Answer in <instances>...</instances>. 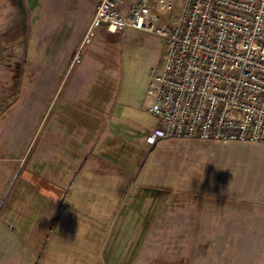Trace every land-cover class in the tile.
<instances>
[{"label": "rangeland", "instance_id": "obj_1", "mask_svg": "<svg viewBox=\"0 0 264 264\" xmlns=\"http://www.w3.org/2000/svg\"><path fill=\"white\" fill-rule=\"evenodd\" d=\"M29 1L21 0L22 6H20V12H17L16 9L18 8H15L14 4L18 0H0V51L4 52L0 54V156H8L6 159L17 160V162L21 161L23 167L18 165L17 168L18 170L24 168L18 176L13 171L14 165H6V162H0V217H2L3 212L9 210L15 199L26 193L22 188L29 181L26 171L30 170L29 160L32 161L35 157V147L33 146L37 136L31 132L34 131V123L41 115L40 112L34 113L35 109L33 112L27 110L28 101L30 97H35L32 94L33 85L36 88H42V92L38 90L40 92L37 93L38 95L45 94V86L38 84H43L44 82L41 79L50 78L54 73L51 70L41 69L44 66L41 62L45 58L46 60L51 59L53 53L50 44H47L46 47L43 46L41 49L43 39L42 41L36 40V49L29 56L28 54L26 56L24 53H18V50L23 48H15L14 41L17 39L15 37L18 36V31L14 29L13 20H20L21 29L27 28V3ZM44 1L37 0L38 5L34 9L37 17H44ZM184 1L174 0V17L178 16ZM38 19H41L39 25L45 24L43 18ZM100 37L102 56L109 59L116 58V68L113 71L114 73L112 72L114 74H112L114 84L110 96V101L113 104L109 103L111 104L110 108V105L107 107L104 103H100L101 111L107 110L105 116L110 118L112 114L122 117L121 126L123 129H129L130 133H127L126 140H131V143L124 146L125 152L120 153V155L123 154L127 158L129 167H133V170H131L136 188L131 195L123 200H121V193L120 196H107L108 192L104 191L99 197L93 195L99 194L98 192L87 194V189L90 186L95 183L99 185L105 178L104 172L87 167L83 171V167L76 163L65 165L63 169L66 176L58 183L55 181L57 185L63 188V191H57L56 198L57 202L59 201V212H63L66 207H70V209H65L64 222L58 225L62 232L49 227L48 237H46L49 240L47 245L44 244L42 250L44 255H54L55 252L61 254V252H57V248H59L65 253L63 256L73 255V260H80L84 257L85 264H95L93 260H98L99 250L97 243L105 242L99 255L102 264H110L113 257L109 255L114 254V251L119 252L116 257L118 259L116 264H124L120 259L125 258V256L127 261L124 260V262L137 264L135 261L137 247H132L130 252L124 253V246L113 245V243L114 240L118 241V235L122 232L121 228L126 225L127 229H130L131 225L125 223V218L135 220L141 214L136 213V209L145 210L144 205H141L145 202L143 187L150 185L151 187L155 186V188L160 187L161 191L164 190L166 209L177 208L178 206L188 208L191 202L197 200H200V205H213L215 200L209 197V193L214 194L213 191L224 195L223 199L225 201H230L231 197L242 193H248L252 197L255 195L257 188L264 192V144L247 141L208 142L167 139L158 142L154 148H149L148 144L143 145L144 147L141 149L139 147L141 143L138 140L140 132L141 135H146L147 132L151 133L157 126V118L148 110L151 100L148 96V88L154 69H161L163 66L169 45L156 34L136 28H126L123 32L114 25L102 24L96 30L94 42L80 46L76 60L68 71L66 80L73 77V74L82 68L83 62H81L80 57H85V53L93 47V44H98L97 39ZM3 42L7 43L4 44ZM15 63L21 64L23 68L20 89L23 88L22 98L27 103V107L25 111L21 109L22 112H18L15 108L7 111L9 101H11V98L16 97L12 95L18 92L17 86L21 82L20 77L15 75L17 72L10 70V66L15 67ZM60 86V89L54 95L55 98L51 107L47 110L48 113L43 117V122L41 120L42 123L39 124V126L41 125L38 127L40 130L39 141L44 136L53 116L55 117L57 112L65 107L63 84ZM14 87L16 90L13 89ZM80 104L82 105V103ZM30 115H32L31 123L29 120ZM35 132L38 131L35 130ZM116 140L119 144L121 143L119 139ZM95 141L97 142V140ZM101 144L103 149L100 146L94 148L96 157L110 160L112 161L111 165L114 166L117 165L119 159H123L122 156L116 155V150L106 151L109 144L104 142ZM90 156L93 158L92 154ZM88 159L90 158L88 157ZM14 163L16 162L12 161V164ZM58 167L61 166L55 168ZM82 172L85 173L82 175ZM96 178H98L97 181ZM197 179H199L198 182L202 188L208 189H205L206 194L201 195V199L192 196L195 191L193 187L197 188L195 182ZM36 186V189L43 188V193L38 191L43 195L49 194L50 189L55 187L52 181L45 180L43 177L38 178ZM45 191L47 192L45 193ZM38 193L37 196L39 197ZM80 193L84 196L80 197ZM48 194L47 197H49ZM77 199L81 200V204L77 205ZM118 204L121 205L118 210L120 214H115L113 210ZM98 211L100 212L98 213ZM66 215H69V221ZM142 215L145 216L144 221L146 223L150 222L151 215L145 213ZM112 217H115V219L112 229L109 230L108 224L111 222ZM77 218H81L83 222L76 224ZM107 219L110 220L106 221ZM76 225L80 226L79 232L76 231ZM207 229H209V225L201 224L198 216L196 235L201 237L209 235L212 239L213 234ZM190 231L192 232V230ZM239 238L238 232L235 234L230 232L228 241L222 245L216 243L213 245L212 243L207 250L204 247L200 248V251L196 252L198 255L197 261L199 264H236L238 260L237 241ZM55 242L57 244L63 242V245L55 246ZM160 242L154 239L153 244L148 247V251L145 253L167 252L168 250L173 252L180 248L178 238L176 236L172 237V231H166L163 246L157 245ZM161 247H163V250H161ZM126 249H130V247ZM249 263L254 264L253 261ZM255 264H264V260L262 262L256 261Z\"/></svg>", "mask_w": 264, "mask_h": 264}, {"label": "crops", "instance_id": "obj_2", "mask_svg": "<svg viewBox=\"0 0 264 264\" xmlns=\"http://www.w3.org/2000/svg\"><path fill=\"white\" fill-rule=\"evenodd\" d=\"M99 2L100 0H45L44 17H37V14L34 13V9L38 5L37 0H30L27 3L29 8H27V28L21 29L20 20H13L14 29L18 31V36L15 37L17 39L14 41L15 48H23L19 49L18 53H25L28 49L29 56L36 49V40L42 41L43 39L41 49L50 44L53 53L51 59L46 60L45 58L41 62L44 65L41 69L51 70L54 73L50 78L41 79L43 84H38L45 86L44 95H38L37 93H40L38 90L42 92V88L39 89L33 85L32 94L36 98L30 97L28 107L22 98V88L16 103L7 108V111L15 108L19 112L21 109L25 111L27 107L30 112L35 109L34 113L40 112L41 115L34 123V131L31 132L37 136L33 146L35 147V157L32 161L29 160L30 172L26 171L29 181L22 188L26 193L15 199L9 210H6V213L3 212L0 217V264H85L84 257L80 260H73V255L63 256L65 253L59 248H57V252H61V254L54 250V255H44L42 250L44 244L47 245L49 240L46 238L49 227L62 232L58 225L64 222L65 209H70V207H66L63 212H59V201L57 202L56 198L57 191H63V188L55 181L58 183L66 176L63 169L65 165L76 163L83 167V171L87 167L104 172L105 178L99 185L95 183L90 186L87 189V194L98 192L99 194L93 195L99 197L104 191H107L108 195L105 193L107 196L122 194L121 200H123L131 195L136 188V183L133 181V167H129L127 158L123 154L120 155L125 152L124 146L131 143V140H126L127 133H130L129 129H123L121 126L122 117L112 114L110 118L105 116L107 110L101 111L100 103H104L107 107L110 105V108L113 104L110 101V96L114 84L112 74L116 68L115 57L109 59L102 56L99 42L101 37L97 39L98 44H93V47L85 53V57H80L83 62L82 68L73 74V77L66 80ZM14 5L15 8H18L17 12H20L21 0H18ZM38 18H43L45 24L39 25L41 19ZM120 30L124 32L123 29ZM93 40L91 44L94 42ZM0 53L4 52L0 51ZM62 84L65 93L63 94L65 107L60 109L55 117L53 116L44 136L39 141L40 130L38 127L41 126L39 124L41 120L43 122V117L48 113L47 110L52 105L54 95ZM92 97L93 99H91ZM36 103L37 105H35ZM24 117L26 116L24 115ZM156 118L159 122L158 117ZM29 120L31 123L32 115L29 116ZM149 134L147 132L146 135H141L140 132L138 140L141 143L139 146L141 149L148 144L149 148L155 147L148 142ZM116 139H119L121 143L119 144ZM102 142L109 144L106 151L116 150V155L122 156L123 159H119L117 165H111L112 161L110 160L96 157L94 148L100 146L103 149ZM91 154L93 158H91ZM0 160V162H6V165H14V173L20 176L23 170L21 168H19L21 171L18 170L17 166L23 165V163L21 165V161L17 162V160L6 158H0ZM12 161L16 163L12 164ZM56 166L61 167L55 168ZM69 168L70 166L68 171ZM83 173L85 172H82V175ZM42 177L54 183V189H50V193H47L49 197L47 194H42L43 188L36 189V182L38 178ZM97 180L98 178H96ZM142 190L145 193V202L141 205H144L145 210L136 209V213H141L135 219L136 222L125 218V223L131 225L130 229H127L126 225L121 228L122 232L118 235V241L114 240L113 243V245L124 246V253L130 252L132 247H137L135 254L137 264H168L169 262L172 264H199L196 252L200 251L202 247L207 250L212 243L213 245L215 243L222 245L228 241L230 232H234V234L238 232L240 235L237 241L238 260L236 264H250L251 261L255 264L256 261L264 260V192H261L260 188L256 189V193L252 197L248 193H242L231 197L229 202L223 199L224 196L219 195L210 197L215 200L213 205H200V201L197 200L191 202L188 208L178 206L172 209L165 208L164 190L161 191L160 187L155 188V186L149 185L143 187ZM38 191L42 193H38ZM81 196L84 195L80 193ZM79 204H81V200L77 199V205ZM120 206L118 204L114 207L115 214L119 213ZM143 213L151 215L150 222L144 221ZM66 216L69 221V215ZM198 216L201 224L209 225L207 230L213 234L212 239L209 235L206 237L196 235ZM70 217L72 218V215ZM114 219L115 217H112L108 224L109 230L112 229ZM108 220L110 219L106 221ZM81 221V218H77L76 224ZM76 231H80L79 225H76ZM166 231H172V237L178 238L180 248L173 252L168 250L167 252L146 254L145 252L153 244L154 239L161 241L157 245L163 246ZM104 243H97L99 250L98 260H93L95 264H102L99 255L103 250ZM56 245H63V242L58 244L55 242ZM127 247L130 249H126ZM162 248L161 250H163ZM118 253L114 251V254L109 255L113 257L110 264H116ZM124 260L127 261L126 256L120 261L128 264Z\"/></svg>", "mask_w": 264, "mask_h": 264}, {"label": "built area", "instance_id": "obj_3", "mask_svg": "<svg viewBox=\"0 0 264 264\" xmlns=\"http://www.w3.org/2000/svg\"><path fill=\"white\" fill-rule=\"evenodd\" d=\"M100 0L82 44L102 24L169 45L149 84L154 146L167 139L264 144V0Z\"/></svg>", "mask_w": 264, "mask_h": 264}, {"label": "trees", "instance_id": "obj_4", "mask_svg": "<svg viewBox=\"0 0 264 264\" xmlns=\"http://www.w3.org/2000/svg\"><path fill=\"white\" fill-rule=\"evenodd\" d=\"M28 52V49H27V51L24 53V55H26L27 56V53ZM1 54V53H0ZM16 65H15V67H13V65H11L10 66V70H12V71H15V72H17L15 75H18L19 77H20V81H21V77H22V75H23V68H22V65L21 64H19V63H15ZM22 83V81L19 83V85L17 86V90H18V92L17 93H15V94H13L12 96H16L15 98H11V100L12 101H9V106H11L13 103H14V101H16V99L18 98V95L20 94V88H21V84ZM13 89H15V87L13 88ZM16 90V89H15ZM8 106V107H9ZM0 158H8V156H0ZM15 169V168H14ZM13 169V170H14ZM23 170V169H22ZM199 181V179H197L195 182H196V185H197V188L196 187H193V190H195L194 191V193H193V197L194 198H199V199H201L202 198V196L204 195V194H206L205 193V189H207V188H202L201 186H200V183L198 182ZM208 190V189H207ZM214 192V194H210L209 193V197H216V196H219V195H222V194H220V192H216V191H213ZM202 195V196H201ZM197 196V197H196ZM222 196H224V195H222ZM200 201V200H199ZM230 202V201H229ZM42 248H44V247H42ZM154 264H157V263H154ZM168 264H172V262H169Z\"/></svg>", "mask_w": 264, "mask_h": 264}]
</instances>
